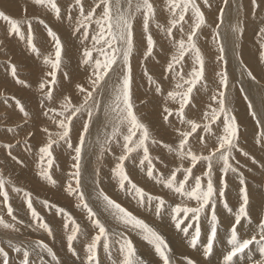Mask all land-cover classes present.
Wrapping results in <instances>:
<instances>
[{
	"label": "rangeland",
	"instance_id": "obj_1",
	"mask_svg": "<svg viewBox=\"0 0 264 264\" xmlns=\"http://www.w3.org/2000/svg\"><path fill=\"white\" fill-rule=\"evenodd\" d=\"M133 1L134 0H131L132 6L130 8L128 4V0L127 1L119 0V11L132 16V17L130 16L131 17L130 22L133 26V50L129 57V64L131 67V99H132V104H133V111L138 121H140L141 123L142 121H146V122H143V124L149 130V139L146 142V144H147L148 151H149V157L152 162L153 169H154L153 171L154 176L149 177L147 175L148 161H145L143 165H141L140 163V160L143 159V149L142 148L138 149L137 151L132 152L129 155L130 157L128 156L129 160L127 158L123 162V167L129 179L131 180V182L136 184L137 187L143 189V191L146 193L145 198L141 200L136 195L135 191L131 189L130 185L127 184V182H125V187L122 189L120 187V183H119L120 180L118 176L117 175H116L117 177L112 176L116 174L115 169H116V165L120 162L119 157L122 154H124V151H123L124 148L122 149V146H123V143H125V140L124 139L121 140V138H124V136L128 134V127H129L127 121H125L124 123L120 122L121 118L124 117L126 113L120 111V109L124 108L122 97L119 100L117 99V97L121 95L120 90L122 87V79H123L121 75L122 56L120 57V59H118L117 64L113 66V70L109 72V75L105 77V80L101 82L100 87L93 92V99L89 100L88 105L85 106L86 108L90 109L92 112L91 121L89 122L87 111L82 109L81 112L78 114V116L74 118L73 124H72V131L70 133V140L74 146L79 145V136L84 135V145H83L81 161H80L79 191L83 193L85 203H87L88 207L91 208L92 211L95 213V219L99 218L98 220L100 222L101 220L102 221L104 220L103 223L105 225V228L108 231L107 242L109 244V249L105 251L103 247L104 241L102 240L101 241L102 244H100L101 246L99 245L96 250L98 264H112L116 261V251L118 252V250L120 249V246L123 243V240L125 238L127 239V236H126L127 233L134 234L139 239H141L143 242L147 244L149 243L143 239V235L140 232V230L133 229L130 226H125L124 224L120 223L114 216H113V219L111 218L112 221L109 223L108 219L106 218V215H104L98 210L97 211L99 213L96 212L93 209L95 208V205H91L90 203V200H92L90 198V195L93 193L92 191L95 190L94 194L95 192L97 194L99 193L98 195L100 196L101 199H102L100 195L101 193L109 196L110 199L114 200L116 203H119L127 211L131 212L135 217L143 221H144L143 219L144 214H149L151 211H154L158 214L161 212L171 211L170 212L171 214L174 213L173 219L174 217L176 220L184 219L183 212H181L178 215L179 217L178 216L176 217L175 212H173V210L175 209V206L176 207L182 206L183 208L185 205V207L193 208L197 206V201L189 198L187 195L182 196L181 194L175 192L173 189L167 187L164 181L168 179V177L173 171L179 168L181 170L176 173V177H177L176 186H178L179 182L183 180L184 175H185L183 169L189 166L191 167L190 159L188 158L181 159L180 156L178 155V145L181 139L179 133L181 131H191V127L187 123V121L192 120L191 116L196 111L199 112V113L198 112L195 113V115L199 114L198 115L199 119L195 118L192 121L196 122L197 120L196 123H198L200 127L197 129L195 133H192V135L189 137V143L186 146L185 151L191 148V150L197 155H199V153L200 155L202 154L207 155L209 154L210 151L213 150V148L211 149V147L215 146L217 136L220 134H223L224 114H221L220 119L215 121V123H212L211 113L214 108L218 109L219 107L218 94L219 92L224 91L225 96H226V101H225L226 114L229 117H234L236 119V123L238 127V138L234 141V143H236V149H234L230 153V157H229V160H230L229 163H231L230 165L234 168H238L236 169L237 171L233 173V171L229 169L231 172L229 170L225 172L223 170V162L222 161L216 162L214 158L213 165L216 163L217 164L216 166L215 165L213 166L214 169L212 168V172L210 173V178L214 185L213 188L215 192L213 196L210 198V204H209L210 206L208 205L205 208V210L207 209L208 212L206 210L205 212L200 214L201 215L199 217L200 221L193 220L192 218L185 219L184 221L185 223H183L181 227L184 228L192 224L191 227L188 228L187 235H185L184 232L179 231L175 228L176 220H174L172 225H167L165 227V230L167 231L168 235L171 234L172 241L170 237L167 238L165 234L162 235L159 232L160 230L157 227H155L154 224L148 221L147 222L144 221L151 228H153L155 231L161 234L162 237L166 236V237H163V239L168 244V250H167L168 255H170L169 253H170L173 241L174 242L178 241L179 243H182L180 242L181 240L184 241V243L186 244V247H184L183 251L186 254L182 255L183 259H180L181 262L177 261L179 262L178 264L183 263V262L187 263L189 260H192L195 264H202L203 258L207 259V258H210L211 256H215V258L218 259L216 261L222 264L224 263L225 255L229 252V250H231L230 248L228 251L222 249L223 244L221 240L224 238L223 233L230 235L229 237L231 239V229L235 227L237 231L238 239L239 237H242L243 233L244 234L247 233L245 234V237L246 238L248 237L247 239H250L251 230H250L249 225H251L254 222L255 215L257 214V212H259V211L257 212L255 211L256 213L253 212L254 198L252 197H255L253 196L254 195L253 192L256 190L254 192L255 194L260 193V195L264 197V189H263V186H264V151L263 149L264 148L261 147V144L257 143L258 139L264 140V135H263L264 134L263 133L264 132V125H263L264 124V117H263L264 115L263 113L264 112V109H263L264 108V87H263L264 86V61H261L260 59L261 53L264 52V0H257L256 7H253L251 0H228L227 5L224 4L223 0H208V4H205L204 0H196V3L200 6L201 11L204 13L205 20H206V23L198 31L197 36L195 38V43L197 47L200 49V52L205 61V71H204V79L201 80L195 86V88L193 89V92L191 93L190 101L183 110V117H181V115L179 114V109H180V104H181V96L179 94H182L186 90L187 85H184L181 88L177 87L178 83L183 84V81L180 80V76L177 73H179L180 75H183L185 79L191 78L190 73L193 67H198V65H195L194 63L195 54L194 52H189L185 56L183 61H181L179 64H176L175 69L172 71L168 70V63L171 62L173 56L177 54V42L179 40H186L187 33L190 31L189 25L193 22L192 19H190L192 17L191 9H189L188 13L185 15V21L184 22L178 21L176 28L171 29L173 34L169 36L167 34V31L171 26L170 22L173 19L178 18L180 14L179 8L174 9V11L176 12V17H173V14H172L173 9L169 8L168 0H150V3H152L153 8H154L155 15L149 19L148 30L145 32L143 28L144 13L143 11H136L135 9L139 0H135L134 3ZM56 2L61 9L60 20L56 18L55 13L50 8L35 5L32 2V0H0V11L8 15L10 19H14L18 23H20L21 32L23 31L22 34L25 37L24 39H21L19 36L15 34H9L8 23L0 19V79H1L0 80V152H1L0 155L2 156V157L0 156V177H2L5 181L4 191L8 193L7 205H5L4 203L3 196L0 195V217H2L5 220V222L15 225V228H16V230L13 231L11 229H4L3 227H0V248H2L9 255L8 258L10 259H13V257L14 259H16L17 258L16 255L18 256V258L23 259V252L28 251L29 252V264L33 262H41L42 264H46V263L51 264L52 262L50 261L51 257L49 253L46 252L45 250H42L39 247V244L42 243L46 245L47 248H50L49 243H47V240L49 239L51 243L55 242L56 232H54V228L62 229L63 227V231H60L61 238L62 236L65 238L69 236L68 232L72 233V229L74 227L72 223L73 221L75 222V225L79 226V229H80L79 233L77 234L78 237L75 239V241H73V249L74 251L76 250L75 251L76 254L73 256H76V258H74V260H76L78 258V255H77L78 250H79L78 247L80 246V243H82L83 239L85 237H86L85 239H89L90 241L92 239L90 236H85V233L89 231H93V229L89 228V226L90 227L94 226L92 221L88 220L89 219L88 217H85V216H88V211L82 206V204H80L79 196L76 194H73V197H71L72 195H68L67 193V186H68L67 184L72 183L73 185L74 183V186H75L73 175L76 169L73 167L75 163L73 159V157L75 156V152L72 149H69L67 145L64 143V141H60L58 144H54L53 149H52L54 162H53L52 168L49 171H50V174L52 175L53 180H55V184H52L49 181L41 178V176L39 175V172L41 171L42 168H47V158H45L44 163L41 164L40 148L45 146V144L47 143L49 139L48 134L45 133L43 130L47 128L49 132L52 133V138L56 139L55 134L56 132L60 130L57 128L54 121L64 118L63 116H59V117L57 116V113L62 111L61 105L65 103L64 98L69 97L72 103L76 105L77 107H79L83 103L86 93L79 92L76 86L79 84L85 87L88 91H92L89 78L92 76L94 62H90L89 63L90 65L84 64L83 52L85 48L87 47L88 49H91L93 51L94 60L99 59L103 61L104 59V57L100 55V53L97 51V49L100 48L101 45H97L94 48L93 39H92L99 32V28L97 24L95 23V21L100 18L102 9L100 8L95 9V16L93 17V19L91 21H85L84 18L81 15H79L80 14L79 9H78L79 6L76 5L75 0H56ZM82 3L84 6V10H86L85 14H87L89 11L95 8L94 6L97 3H99V0H82ZM112 3H114L115 5L116 0H112ZM86 4L87 6H85ZM221 9H223L222 18H221V11H220ZM115 11L116 9L114 8L113 9L114 14H115ZM40 21H43V24L40 23ZM55 21H57L58 24L56 23L55 25ZM59 21H61L60 26H58ZM71 21H73V23ZM81 22L85 23L87 27L82 28L80 31H76L77 28H80ZM65 24H67L68 27L61 29L65 27ZM45 25H47V27L50 28L53 33H55V35L59 38L62 44L61 67L59 68V70L56 71L55 84L51 85L52 92H53V98L51 100H49L45 96L44 92H42L39 88V84L41 82L51 79V77L47 75L48 72L52 71L51 66L48 64H45L44 60L46 57L54 59V52H55L54 41L48 35V31L45 28ZM237 25L240 28L239 33L234 32L232 30L233 27ZM29 28L31 29L33 44L36 46L39 52V55L32 52L27 46L26 41L28 37ZM63 31L67 33L64 34ZM85 32L88 35V39L84 38L83 34ZM105 35L107 34L105 33ZM148 36H151L154 41L153 51L150 56L147 54V50H146ZM8 38L9 39L11 38V39L9 40ZM75 39L77 40V42ZM78 39L81 40V41L79 40L81 43L78 42ZM108 39L110 40L111 37H108ZM72 40L76 42V45L74 44ZM72 42L74 46H71ZM247 42H249L248 45L251 43L249 45L250 47H249L248 52L245 51V45H247ZM6 43L10 44L11 46L7 45ZM252 43H254V47ZM221 46H223L224 48V60H220L219 58V55H220L219 50ZM103 47L106 48V45H104ZM113 47L118 48L120 47V45L117 42L116 44L113 45ZM252 49L257 50L258 52L253 53V51H251ZM108 51L111 52V49H109ZM244 51L248 53L247 62H244L242 60L241 53L243 54ZM251 57H253L254 63L251 62L250 60ZM235 58L236 59L238 58L237 60L238 62H240V64L237 65V67H234L232 65V63L236 60ZM27 63H28V66H27ZM34 64H35V67H34ZM13 66H15L16 71L18 70L16 76H13L10 70ZM82 68L85 70H83ZM78 69L80 70L79 72H77ZM222 71L225 72L228 77L227 89H224L223 87L220 86L221 77L219 73H221ZM247 71H250L255 77V79L251 78L252 79L251 80L250 77L247 75ZM77 76H79L80 78ZM7 80L10 82H8ZM4 81L5 83L6 82L7 83L4 84L3 86ZM17 81H22V83H17ZM251 82L252 83L255 82V87L257 90L256 89H250V90L254 91L253 99L256 100L257 102H252L250 99V96H248V94L246 93V89L250 88L249 84H252ZM9 83L12 85H10ZM36 85L38 86L37 87L38 89L35 87ZM240 87L242 90H240ZM6 90H8L9 92ZM169 93H177V95L175 96V98H172L169 96ZM213 96H216L217 100H213L212 99ZM237 96L238 98H241V100H238ZM200 98L204 99L202 101L203 103L202 111L198 110V105L195 103ZM243 101L245 105H247V107H249V104L251 105L254 104V106H252V109H249V108L247 109L248 117L250 118L252 122L251 124H249V126L253 128L252 130L248 129L246 133L247 138L245 137V139L247 140L245 141L247 142V141H250L251 139L252 141V142L250 141L251 145L256 146L257 144L256 146L257 149L246 146L244 139L241 137V133H243L242 127L243 128L245 127L244 125L238 124L240 122L237 117L241 116V109H239L238 106H240ZM17 102H19V104ZM231 104H235V106ZM117 105H119L118 109H117ZM255 105L260 108L262 107V109H258L260 111L256 110L257 108L255 109ZM20 106L24 108V111L27 113V116H25L24 112L20 111ZM50 106L53 108H51ZM228 106H232V107L229 108ZM242 106L243 105H241V107ZM165 108H168L169 111L171 112V115L168 116L167 120L164 119V116L167 115V113L164 112ZM253 108L255 110H253ZM9 109L10 111L13 110L14 113H10V115H8L7 112L5 111L9 112ZM36 109L43 116H39ZM113 109H116V111H113ZM253 112H256L255 113L256 118L253 117L252 115ZM204 114H208L209 118L204 119ZM149 116L150 118L148 119ZM187 116L188 118H186ZM258 117H262L261 120ZM38 119H40V121H38ZM181 120L184 122L183 128H182V125H183L182 123L180 125L176 124V123L179 124L178 121H181ZM85 123H89V129H88L87 134L83 133L82 126ZM50 124L53 126L55 125V127L50 128L48 126ZM205 125L209 126V130L205 129L204 127ZM257 125L259 126V128ZM38 126L42 130L41 131L42 138L38 137L35 133ZM260 126L263 127V130L260 129ZM114 128L119 129V135L117 136V138L116 137L112 138V133L114 131ZM185 128H187V130H185ZM253 129H254V132H253ZM162 131H164L165 133H162ZM122 132H126V133H123L125 135H123ZM215 132H218V133L214 135ZM139 135H141V133L140 132L138 133L137 131V134H136V137H134V140L136 139L138 141L140 137ZM198 135H200V137ZM18 136H20L21 138L19 137L20 138L19 139ZM256 136L258 138H256ZM213 138H215V140ZM153 140H155L156 143L152 144ZM135 141H134V144L136 143ZM200 141L202 144H200ZM194 144H195V147H194ZM5 145H11V147L7 148L5 147ZM149 145H150V148H149ZM152 145L154 147H152ZM204 145L206 146L204 147ZM131 146L133 145H130V147ZM188 146H191V147H188ZM117 147L121 148V150L118 149ZM170 148L172 149L171 151H169ZM246 148L248 149L246 150ZM156 149L158 152H156ZM249 151H252V153ZM255 151L257 153L256 156H255L256 154ZM243 152L244 153L249 152L251 155L248 153V155L245 156ZM262 152L263 154H261ZM9 153H11V155H9ZM162 153L163 155H161ZM236 153H238L239 155L236 156L237 155ZM155 154L158 156H156ZM260 154L262 156H259ZM253 157L255 158L257 157V159ZM155 159H157L159 163ZM63 160L65 161L64 163L62 162ZM251 160L252 161L255 160L256 162L253 163ZM261 161H263L262 164H261ZM125 162H126V165H125ZM33 163H34V166L36 165L35 167L33 166ZM177 163L179 164L181 163V164L179 165ZM239 164L241 165L243 164L247 166L243 167V165L241 166ZM252 164H254V167H252L253 166ZM26 165L28 166L29 169L27 168ZM62 165L66 167L65 168L61 167ZM15 166H18L16 167V169L19 173L14 168ZM248 167L250 168V170L252 167V170L254 172L252 170L250 171ZM21 168H25L26 170L23 169V171H21L22 170ZM135 169L137 170L139 169L140 171L139 170L137 171ZM109 170H110L109 172L110 174L108 173ZM256 170L259 172L258 174H256L257 176L254 174L257 172ZM111 171H112V174H111ZM59 172L61 173V175ZM205 172H207V162L206 161L198 162L196 164V167L192 169L193 177L189 178L188 183L185 185V188L187 190H190L194 186V176L195 177L198 176L200 177L201 185L203 186V188L201 186V190H206L209 176L205 175L204 174ZM25 173L28 175L34 174L38 176L39 179L42 180L40 181L38 179L39 183H41L42 185V187H39V189L40 188H44V189H40V190L37 189L35 192L31 188H29L28 186L29 182L27 183V186H26L27 189L26 188L24 189L19 179H20V176ZM57 173L59 174L57 175ZM62 174L64 177L62 176ZM242 174H244V177ZM108 175H111V176H108ZM156 175H160V176H156ZM238 176H242L244 178L245 180L244 185H241L240 178H238ZM260 177L261 178L263 177L262 178L263 180H261ZM57 178H60L61 181L59 179L57 180ZM63 179L64 180L68 179V180H65L66 182L65 183ZM110 180L112 181L117 180L118 182L117 181L112 182ZM260 184L263 186H261ZM245 187L247 189L248 196H249V204L246 209L247 213L249 214L248 216L241 218L240 224L236 225L235 220H236V215L238 214L237 211L239 210V207L242 204L241 203L242 201L241 192H238V191L239 189L241 191V188H245ZM63 188L65 190H63ZM248 188L249 189L253 188L252 192H250ZM88 189H89V192H88ZM90 189L92 190L91 192H90ZM37 191L38 193H40L41 191V193L38 194ZM44 191L46 192L45 194H43ZM221 192H223L224 198L220 195ZM61 193L65 195L66 197H63ZM84 193H86L88 196ZM169 196H172V197H169ZM87 197L88 199L86 200ZM148 197H152V199H149ZM157 197L164 200L165 202L163 206L159 208L160 212L157 211V207L159 203V200L156 199ZM29 199L32 202V208L35 211H37L39 219H34L31 214V210L28 209L27 201ZM60 199H63V201L59 202ZM222 200L224 201V203H226V205L228 204L227 207H225L226 205L223 204ZM65 201L67 202V204H65ZM258 201H259L258 202L259 205L260 203H262L261 205L263 206H256L260 208V209L258 208L257 209L260 211L261 209L264 210V200L258 199ZM212 202H214L213 205H211ZM13 204H15L16 206ZM73 204H76V207H74L75 209L71 210L69 207ZM232 205L233 207L235 206V208H233ZM8 206H10L13 209V216L16 217L15 220H13L11 216L7 215ZM231 207H232V211H229V208L231 209ZM212 208L215 210H212ZM218 208L224 210L227 213L229 211L230 214H232V216L234 215L235 218H233L234 216L232 218L234 219L233 221L235 225L233 224V221L232 223H230L231 221L225 222L226 221L224 220L225 217L221 216L218 213L219 212L218 210H220ZM142 209L145 213H143ZM233 209L234 210L236 209L235 210L236 212ZM135 210L139 211L138 215ZM55 212L57 213L59 212L58 214L59 216ZM210 212L211 214L213 213L216 216V236H215V239L213 240L212 251L211 253L208 254L209 257L208 255L206 257L203 252L205 248L207 247L208 239L210 237L209 235H211L212 219H210L209 217H211L213 214L211 215ZM21 215H22V218L20 217ZM24 215H27V217H25ZM189 216L191 217V214H189ZM51 218L59 219L60 221L62 219L63 221H61V225H60L58 222L51 220ZM21 219L23 220L25 219L27 221L23 222V220ZM41 223H46L49 226V228L51 229V233H53L51 234L52 236L49 235L48 231L40 227ZM65 224L68 225V228L64 227ZM222 224L224 225V227L222 226ZM247 226L249 227V229L248 228H247L248 230L244 229ZM196 227H200V236H199L196 247L192 248L190 246L189 241L191 237L193 236V234L195 233ZM35 228H40V230L37 232H43L41 236H44L47 239L40 238V237L34 236L29 233L30 230H34ZM171 228L174 230L172 231ZM229 228L231 229L229 230ZM97 232H98V229H97ZM97 232L94 231L95 235L97 234ZM115 238L118 240H116ZM253 243L255 244V242ZM132 244L134 248H136V246L134 245V242H132ZM87 245L88 244L85 245V250L88 247ZM149 245L154 250L153 245L151 244ZM114 247H117L116 251ZM251 247L244 251L245 252L250 251ZM17 248L21 249V251L17 252L16 251ZM11 250H14V253H12ZM137 254L139 255L138 250L136 251V256ZM197 254H199L200 256H198ZM156 256H157V259H160L158 254ZM174 256L175 255L171 254L169 256V259L174 258L176 262V259H175L176 256L175 257ZM141 258L142 256L136 257L137 261H139V264H143V263L150 264V262L145 260L144 257L142 259ZM20 259H18L19 262H20ZM234 259L235 257L233 258V261ZM160 263L163 264V261L161 259H160ZM173 263L174 262L170 260V264H173ZM8 264H10V260H8Z\"/></svg>",
	"mask_w": 264,
	"mask_h": 264
},
{
	"label": "snow or ice",
	"instance_id": "obj_2",
	"mask_svg": "<svg viewBox=\"0 0 264 264\" xmlns=\"http://www.w3.org/2000/svg\"><path fill=\"white\" fill-rule=\"evenodd\" d=\"M32 2L35 5L43 6L50 8L54 13L57 19L61 18V9L58 6L56 0H32ZM224 4L227 5L228 0H223ZM75 3L77 6H79L80 15L84 18L85 21H91L93 17L95 16V9L100 8L102 9L101 16L98 20L95 21L99 28L98 34L93 37V47L95 48L97 45H101L100 48L97 49V51L104 57L103 61L93 58V51L91 49L85 48L83 52L84 57V64L88 65L90 62H94V67L92 70V76L90 79V84L92 91H88L85 87L81 85H77V89L81 93H86L83 103L77 107L72 103L69 97H65V103L61 105L62 111L57 113V116H63V119H58L54 121L57 128L60 130L56 132V139L52 138V133L49 132L47 128H45L43 131L48 134V141L45 144V146L40 148L41 153V164L44 163L45 158H47V168H42L39 172V175L41 178L49 181L52 184H55V180H53L52 175L50 174V169L52 168L54 158H53V145L58 144L60 141H64V143L67 145L69 149H72L75 152V156L73 157L75 163L73 167L76 169L73 179L75 180V188L70 183L67 186V193L68 195L76 194L79 196L80 203L82 206L87 209L88 211V218L92 221L94 227L98 229L97 234L91 239V242L88 244L87 252V262L88 264H98V258H97V247L101 244V241L103 240V247L105 251L109 249V244L107 242L108 239V231L105 228V226L98 220L95 219V213L92 211L91 208L88 207V204L84 202V195L82 192L79 191L80 188V161H81V154L83 150L84 145V135L79 136V145L74 146L71 143L70 140V133L72 131V124L75 117L78 116V114L81 112V110L87 111L89 122L91 121L92 112L90 109L86 108L85 106L88 105V101L93 99V92L98 89L101 85V82L105 80V77L109 75V72L113 70V66L117 64L118 59L122 56V72L121 75L123 77L122 79V87H121V95L117 97L119 100L122 97V102L124 105L123 109H120L121 112L126 113L124 117L121 118L120 122L124 123L127 121L129 127H128V134L124 136L125 143L123 144L124 148V154H122L119 157V163L116 165L115 173L119 177L120 180V187L123 189L125 187V182H127L128 185H130L131 189L135 191L136 195L143 200L146 196V193L143 191V189L137 187L136 184L132 183L129 179L128 175L126 174L123 162L128 158V156L138 149H143V159L140 160L141 165L145 163V161H148V167H147V175L149 177L153 176V166L152 162L149 157V151L146 142L149 139V130L148 128L138 121L134 111H133V104L131 99V67L129 64V57L133 50V26L130 22L131 17L129 14H126L124 12L119 11V0H116V4L113 5L112 0H99V3L95 5V8H93L91 11H89L87 14H85L84 6L82 3V0H75ZM205 4H208V0H204ZM251 3L253 7L257 6V0H251ZM129 7H131V0H128ZM169 8L173 9V17H176V12L174 9L179 8L180 14L178 18L173 19L170 22V28L167 31V34L171 36L173 33L171 31L172 28H176L177 22H184L185 21V15L188 13L189 9H191L192 12V23L189 25L190 31L187 33L186 40H179L177 42V54L173 56L172 61L168 63V70L172 71L175 69L176 64H179L181 61L184 60L185 56L189 52H194L195 54V65H198V67H193L191 73H190V79H185L183 75H180V80L183 81V84L178 83L177 87L181 88L184 85H187L186 90L179 94L181 96V104L179 109V114L181 117H183V110L185 106L189 103L191 98V93L193 92V89L195 86L204 79V71H205V61L204 58L200 52V49L197 47L195 43V38L197 36L198 31L201 29V27L206 23L205 15L201 11L200 6L196 3V0H168ZM116 9L115 14L113 12V9ZM136 11H143V28L146 32L148 30V22L151 17L155 15L154 8L152 3H150V0H139V2L136 5ZM221 11V18L223 14V9ZM0 19L6 21L9 25V34H15L19 36L21 39H24V35L21 32V25L14 19H10L8 15H6L4 12L0 11ZM40 23L43 24V21H40ZM87 25L83 22L80 24V28H77L76 31H80L82 28H86ZM45 28L48 31V35L53 39L54 41V59L52 58H45L44 63L51 66L52 71L48 72L47 75L51 77L50 80H45L44 82H41L39 84V88L42 92H44L45 96L51 100L53 98V92L51 85H54L56 82V71L59 70L61 67V57H62V44L59 38L55 35V33L52 32L50 28L45 25ZM234 32L239 33L240 28L239 26H234L232 29ZM105 33L107 35H105ZM84 38L88 39V35L85 32ZM108 37H111L109 40ZM119 43L120 47L115 48L113 47L114 44ZM27 46L28 48L39 55V52L36 48V46L33 44V38L31 34V29L28 30V37H27ZM106 45V48L103 47ZM154 47V41L151 36L147 37V54L150 56L152 54ZM111 49V52L108 50ZM220 60H224V48L223 46L220 47ZM119 54V55H118ZM261 61H264V52L260 55ZM11 72L13 76H16L17 71L15 66L11 68ZM221 79H220V86L224 89H227L228 87V77L225 72L219 73ZM247 75L255 79L253 74L250 71H247ZM17 83H22V81H17ZM47 89V90H46ZM177 93H169V96L172 98H175ZM219 100H218V109H213L211 113V122L215 123V121L220 119V115L224 114L223 119V134L219 135L217 137V141L215 146L213 147V150L209 152L207 155H197L195 154L191 149H188L185 151L186 146L189 143V137L192 135V133H195L197 129L200 127L198 123L192 120H188L187 123L191 127V131H181L179 133L181 139L179 141L178 145V155L181 159L188 158L191 160V167L183 169L185 175L183 180H181L176 186V173L180 171L181 169H176L173 171L167 180L164 181L165 185L171 189H173L175 192L181 194V195H187L191 199H195L197 201V206L193 208L188 207H176L174 209V212L176 216H178L181 212L184 213V219L189 218V214H191V218L193 220L198 221L200 214L204 212L205 208L209 205L210 198L214 194V188L213 184L210 178V173L212 172L213 167V160L215 158L216 161H222L223 162V170L227 172L229 169L233 172L236 171L234 167H232L229 163V157L230 153L236 149V144L234 141L238 138V127L237 123L234 117H229L226 114L225 111V101L226 96L225 92L221 91L218 94ZM213 100H217L216 96L212 97ZM19 104V102H17ZM119 108V105H117V109ZM249 109H252V105L249 104ZM20 111L24 112L25 116H27V113L24 111V108L20 106ZM113 111H116V109H113ZM164 112L167 113V115L164 116V119L167 120L168 116L171 115V112L168 108L164 109ZM253 117H255V112L252 113ZM209 115L204 114V119H208ZM83 133L87 134L89 129V123L83 124ZM206 130H209V126H204ZM137 131L141 133L138 142L134 144V137H136ZM119 135V129L114 128V131L112 133V138H115ZM153 143H156L155 140H153ZM257 143L261 144V147L264 148V140H258ZM130 145H133L130 147ZM5 147L10 148L11 145H5ZM172 149L170 148L169 151ZM219 154V155H217ZM11 155V153H9ZM245 156L248 155V153H244ZM200 161H207V172L204 174L209 176V180L207 183L206 190H201V179L200 177H194V186L187 190L185 188V185L188 183V180L190 177H192V169L196 167V164ZM256 161L253 160V163ZM240 183L241 185H244L245 180L241 176L240 177ZM5 188V181L2 177H0V195L4 198V203L7 205L8 200V193L4 191ZM103 201L105 202V205L107 208L112 210V213L114 217L125 226H130L133 229H138L143 235V239L146 240L149 244L153 245L155 252L159 255L160 259L163 261V264H170V259L167 254L168 250V244L165 242L163 237L155 231L153 228H151L148 224H146L143 220L138 219L135 217L131 212L127 211L125 208H123L119 203H116L114 200L110 199L109 196L104 195L103 193L100 194ZM220 195H223V192L220 193ZM149 199H152V197H148ZM241 198H242V204L239 207L238 214L236 215L235 224L239 225L241 218L246 217L248 215L247 213V206L249 204V196L246 188H241ZM159 200V204L157 207V211H159V208L163 206L165 203L164 200L160 198H156ZM28 208L31 210V214L34 219H39L37 212L32 208V202L29 199L27 201ZM227 207V205H226ZM62 211V210H61ZM231 211V209H229ZM7 215L11 216L13 220L16 219L15 216H13V209L8 206L7 207ZM175 219V217H174ZM184 219L176 220L175 222V228L179 231H182L185 233V235L188 234V227H191V225H188V227L182 228L181 225L184 223ZM212 228H211V235L208 239L207 247L204 250V255L207 256L212 251L213 247V240L216 236V216L215 214L212 215ZM74 227L72 229V233L67 237L68 240V251L72 252L73 255H75V251L73 249V241L77 238V234L79 233L80 229L78 225H75V222H72ZM0 227H3L4 229H11L13 231L16 230L15 225L11 223L5 222V220L0 217ZM40 227L44 228L46 231H48L49 235H51V229L46 223H41ZM65 228L68 227L67 224L64 225ZM260 232H259V241H257L256 237L253 236L250 239H244V240H238L237 237V231L236 228L233 227L231 229V240L230 244L232 245L231 250L225 255L224 257V264H232L233 258L236 257L238 254L243 253L244 250L248 249V247L253 244V242L260 243L264 242V223H261L259 225ZM200 236V229L199 227H196L195 233L191 237L189 243L192 248H195L198 242ZM39 247L42 250H46L49 255H52L53 259H55V255L52 253L51 249L47 248L44 244H39ZM17 252H20L21 249L17 248ZM120 251L123 253V261L122 264H139V262L136 259V250L130 240H127L126 238L123 240V243L120 246ZM264 251V249H262ZM0 256L4 257L3 264H8L7 260V253L0 248ZM22 264H29V252L24 251L23 252V260ZM188 264H194L192 260L188 261ZM261 264H264V261H261Z\"/></svg>",
	"mask_w": 264,
	"mask_h": 264
},
{
	"label": "bare ground",
	"instance_id": "obj_3",
	"mask_svg": "<svg viewBox=\"0 0 264 264\" xmlns=\"http://www.w3.org/2000/svg\"><path fill=\"white\" fill-rule=\"evenodd\" d=\"M127 1V0H126ZM135 2V0L133 1V3ZM88 3V2H87ZM125 3V2H124ZM113 5H114V3H113ZM85 6H87V4L85 5ZM132 6V5H131ZM95 7V6H94ZM133 7H134V5H133ZM132 7V8H133ZM87 8V7H86ZM131 8V7H130ZM78 9H79V7H78ZM121 9V8H120ZM136 9V8H135ZM126 10V9H125ZM86 11V10H85ZM134 11V10H133ZM126 12V11H125ZM135 12V11H134ZM39 13V12H38ZM79 13H80V11H79ZM65 15V14H64ZM77 15V14H76ZM80 15V14H79ZM133 15V14H132ZM63 16V15H62ZM131 16V15H130ZM136 16V15H135ZM54 17V16H53ZM132 17V16H131ZM134 17V16H133ZM33 18H34V16H33ZM60 20V19H59ZM53 21V20H52ZM58 21V20H57ZM57 21H55V25H56V23H57ZM63 21V20H62ZM68 21V20H67ZM67 21H66V23H67ZM54 22V21H53ZM72 23H73V21H71ZM70 22V23H71ZM60 23H61V21H59V25L58 26H60ZM64 23V22H63ZM70 23H69V25H70ZM58 24V23H57ZM31 25V24H30ZM63 25V24H62ZM54 26V25H53ZM77 26V25H76ZM55 27V26H54ZM66 27H68L67 26V24H65V27H63V28H61V29H64V28H66ZM56 29V28H55ZM67 30V29H66ZM88 31H90V30H88ZM23 32V31H22ZM59 33V32H58ZM63 33L64 34H66L67 32H65V31H63ZM15 38V37H14ZM70 38V37H69ZM78 38V37H77ZM9 39V38H8ZM7 39V40H8ZM11 39V38H10ZM9 39V40H10ZM74 39V38H73ZM13 40V39H12ZM76 40V39H75ZM80 39H78V42H80L79 41ZM73 42H74V40H72ZM6 42V41H5ZM12 42V41H11ZM73 42H72V45L71 46H74V44L76 45V42H77V40H76V42H74V44H73ZM89 42V41H88ZM87 42V43H88ZM81 43V42H80ZM248 43L249 42H247V45H245V51H249V45L251 44H249L248 45ZM7 44V43H6ZM253 44V47H254V43H252ZM7 45H9V46H11L10 44H7ZM89 45V44H88ZM91 45V44H90ZM8 46V47H9ZM79 46V45H78ZM83 46V45H82ZM244 46V45H243ZM252 46V45H251ZM84 47V46H83ZM87 48V47H86ZM226 48H228V47H226ZM70 49H71V47H70ZM69 49V50H70ZM234 49V48H233ZM232 49V50H233ZM242 49V48H241ZM244 49V48H243ZM80 50V49H79ZM259 50V49H258ZM243 52V54L241 53V56H242V60L244 61V62H247L248 61V53L247 52ZM251 51H253V53H257L258 51L257 50H251ZM81 53V52H80ZM239 53V52H238ZM234 54V53H233ZM237 54V53H236ZM227 55V54H226ZM243 55H244V57H243ZM239 57V56H238ZM244 58V59H243ZM76 59V58H75ZM236 59V58H235ZM238 59V58H237ZM235 60L233 63H232V65L234 66V67H237V65H239L240 64V62H238V60ZM250 60H251V62L252 63H254V59H253V57H251L250 58ZM80 61V60H79ZM229 62V61H228ZM76 63V62H75ZM78 64V63H77ZM90 65V64H89ZM20 66V65H19ZM27 66H28V63H27ZM76 66H78V65H76ZM75 66V67H76ZM86 66V65H85ZM21 67V66H20ZM34 67H35V64H34ZM73 67H74V65H73ZM9 68V67H8ZM72 68V67H71ZM81 68V67H80ZM10 69V68H9ZM19 69V68H18ZM83 69V68H82ZM11 70V69H10ZM83 70H85V69H83ZM240 70V69H239ZM18 71V70H17ZM80 70L78 69V71L77 72H79ZM232 71V70H231ZM71 72V71H70ZM67 75V74H66ZM77 75H79V74H77ZM241 75H243V74H241ZM75 76V75H74ZM76 77V76H75ZM74 77V78H75ZM77 77H79V76H77ZM72 78V77H71ZM70 78V79H71ZM80 78V77H79ZM6 79V78H5ZM251 79V78H250ZM250 79H248V80H250ZM1 80V79H0ZM4 80V79H3ZM252 80V79H251ZM8 81V80H7ZM120 81V80H119ZM8 82H10V81H8ZM250 82V81H249ZM260 82V81H259ZM7 83V82H6ZM5 83V81H4V83H3V86H4V84H6ZM89 83V82H88ZM247 83V82H246ZM252 83V82H251ZM261 83V82H260ZM10 84V83H9ZM254 84V85H253ZM10 85H12V84H10ZM2 86V85H1ZM2 86V87H3ZM90 86V85H89ZM246 86V85H245ZM249 86H250V88L249 89H246V93L248 94V96H250V99H251V101L252 102H257L256 100H254L253 99V95H254V91H252V90H250V89H256V87H255V82L254 83H252V84H249ZM36 88L38 87L37 85L35 86ZM264 87V86H263ZM14 88V87H13ZM245 88V87H244ZM258 88V87H257ZM11 89V88H10ZM38 89V88H37ZM239 90V89H238ZM240 90H242L241 89V87H240ZM257 90V89H256ZM3 91V90H2ZM6 91H8V90H6ZM9 92V91H8ZM13 92V91H12ZM239 92V91H238ZM241 93H242V91H241ZM3 94V93H2ZM236 94V93H235ZM236 96V95H235ZM246 96V95H245ZM11 97V96H10ZM237 99L238 100H241V98H238V96H237ZM245 99H246V97H245ZM29 100V99H28ZM204 99L203 98H200L199 100H197L195 103L198 105V110H201L202 111V109H203V103H202V101H203ZM11 101V100H10ZM250 101V102H251ZM58 102V101H57ZM56 102V103H57ZM58 105V104H57ZM173 105V104H172ZM231 105H234L235 106V104H231ZM241 105H243L242 107H241ZM240 106H238L239 107V109H241V116H238L237 118H238V120H239V122L240 123H238V124H241V125H244V127L245 128H243L242 127V131H243V133H241V137L244 139V141L245 140H247V139H245V137L247 138V136H246V133H247V131H248V129H251L252 130V128L253 127H251V126H249V124H251L252 122H251V120H250V118L248 117V112H247V109L249 108V107H247V105H245V103H244V101L242 102V104H241ZM3 106V105H2ZM53 106H54V104H53ZM175 106V105H174ZM237 106V105H236ZM252 106H254V104H252ZM260 106H262V105H260ZM51 107V106H50ZM229 108L230 107H232V106H228ZM51 108H53V107H51ZM174 108V107H173ZM172 108V109H173ZM257 108V109H256ZM11 109V108H10ZM10 109H9V112L8 111H5V112H7V114L8 115H10V113H14L13 112V110L12 111H10ZM235 109V108H234ZM255 109L256 110H258V109H262V107L260 108V107H258V106H256L255 105ZM254 108H253V110H255ZM264 109V108H263ZM37 110V109H36ZM258 111H260V110H258ZM198 111H196L195 113H197ZM262 112V111H261ZM16 113V112H15ZM34 113V112H33ZM37 113H38V115L39 116H43L38 110H37ZM195 113L191 116V118H192V120H194L195 118L196 119H199V117H198V115H195ZM199 113V112H198ZM229 113V112H228ZM251 113V112H250ZM256 113V112H255ZM258 113H260V112H258ZM264 113V112H263ZM2 115V114H1ZM17 117H18V115H17ZM263 117H264V115H263ZM16 118V117H15ZM143 118V117H142ZM141 118V119H142ZM145 118V117H144ZM150 118V116L148 117V119ZM186 118H188V116L186 117ZM203 118V117H202ZM256 118V117H255ZM258 118H260V120H261V118L262 117H258ZM1 120H2V118H1ZM8 120V119H7ZM143 120V119H142ZM145 120V119H144ZM184 120V119H183ZM236 120V119H235ZM38 121H40V119H38ZM156 121H158V120H156ZM256 121H257V119H256ZM143 122H146V121H142V123ZM179 122V124L178 123H176L177 125H180L181 123L183 124L182 125V128H183V126H184V122L181 120V121H178ZM196 122H197V120H196ZM3 123V122H2ZM17 123V122H16ZM256 124V123H255ZM264 125V124H263ZM16 126H18V125H16ZM50 128H53V127H55V125L53 126V125H48ZM171 126V125H170ZM258 126V125H257ZM27 127V126H26ZM36 127V126H35ZM30 128H31V126H30ZM258 128H259V126H258ZM28 129H29V127H28ZM35 129V128H34ZM79 129V128H78ZM260 129H262L263 130V127L262 126H260ZM185 130H187V128H185ZM190 130V129H189ZM27 131V130H26ZM31 131V130H30ZM41 128L38 126V128L36 129V131H35V133H36V135L38 136V137H41L42 138V134H41ZM220 131V130H219ZM218 131V132H219ZM241 131V132H242ZM110 132V131H109ZM167 132V131H166ZM218 132H215L214 133V135H216ZM221 132V131H220ZM252 132V131H251ZM253 132H254V129H253ZM78 133V132H77ZM123 133H126V132H122V134ZM138 133H139V131H138ZM162 133H165L164 131H162ZM174 133V132H173ZM264 133V132H263ZM7 134V133H6ZM177 134V133H176ZM220 134V133H219ZM252 134V133H251ZM255 134H257V133H255ZM260 134V133H259ZM2 135V134H1ZM8 135V134H7ZM15 135V134H14ZM13 135V136H14ZM121 135V134H120ZM123 135H125V134H123ZM165 135V134H164ZM220 135H222V134H220ZM250 135V134H249ZM253 135V134H252ZM261 135V134H260ZM264 135V134H263ZM9 136V135H8ZM12 136V137H13ZM106 136V135H105ZM140 136V135H139ZM169 136V135H168ZM199 137H200V135H198ZM219 136V135H218ZM217 136V137H218ZM251 136V135H250ZM250 136H248V137H250ZM15 137V136H14ZM13 137V138H14ZM20 136H18V138H19ZM255 137V136H254ZM9 138H11V137H9ZM21 138V137H20ZM19 138V139H20ZM108 138V137H107ZM117 138V137H116ZM119 138H121V137H119ZM118 138V139H119ZM138 138V137H137ZM162 138H163V136H162ZM197 138V137H196ZM203 138V137H202ZM202 138H201V140H202ZM256 138H258L257 136H256ZM122 139H124V138H121V140ZM158 139V138H157ZM192 139V138H191ZM214 140H215V138H213ZM249 139V138H248ZM6 140V139H5ZM14 140V139H13ZM16 140H17V138H16ZM120 140V141H121ZM136 140V139H135ZM134 140V141H135ZM197 140V139H196ZM199 140V139H198ZM259 140V139H258ZM263 140V139H262ZM161 141V140H160ZM217 141V140H216ZM243 141V142H244ZM250 141H251V139H250ZM250 141H245V143H246V146H248V147H251V148H256L257 149V144H256V146L254 145V146H252L251 145V142ZM135 142H138L137 140L135 141ZM157 142H158V140H157ZM203 142V141H202ZM208 142V141H207ZM211 142V141H210ZM209 142V143H210ZM250 142V143H249ZM40 143H42V142H40ZM116 143V142H115ZM119 143H121V142H119ZM209 143H208V145H209ZM254 143V142H253ZM124 144V143H123ZM149 144V143H148ZM152 144H153V142H152ZM199 144V143H198ZM197 144V145H198ZM200 144H202L201 143V141H200ZM199 144V145H200ZM203 144H205V143H203ZM212 144V143H211ZM236 144V143H235ZM259 144V143H258ZM39 145V144H38ZM114 145V144H113ZM117 145V144H116ZM157 145V144H156ZM206 145H207V143H206ZM206 145H204V147L206 146ZM115 146V145H114ZM118 146V145H117ZM161 146V145H160ZM192 146V145H191ZM191 146H188V147H191ZM245 146V147H246ZM152 147H154L153 145H152ZM157 147V146H156ZM194 147H195V144H194ZM193 147V148H194ZM204 147H202V148H204ZM211 147V146H210ZM210 147H208V148H210ZM116 148V147H115ZM118 148V147H117ZM149 148H150V145H149ZM159 148V147H158ZM196 148H197V146H196ZM213 147H211V149H212ZM118 149H120L121 150V148H118ZM117 149V150H118ZM122 149H123V147H122ZM154 149V148H153ZM191 149V148H190ZM200 149V148H199ZM245 149V148H244ZM248 148H246V150H247ZM165 150V149H164ZM186 150V149H185ZM196 150V149H195ZM210 150V149H209ZM209 150H208V152H209ZM124 151V150H123ZM151 151V150H150ZM163 151V150H162ZM161 151V152H162ZM175 151V150H174ZM202 151V150H201ZM200 151V152H201ZM243 151H245V150H243ZM258 151H260V150H258ZM257 151V152H258ZM263 151H264V149H263ZM142 152V151H141ZM156 152H158L157 151V149H156ZM160 152V151H159ZM205 152H207V151H205ZM249 152H251L252 153V151H249ZM248 152V153H249ZM1 153V152H0ZM4 153V152H3ZM155 153V152H154ZM165 153H167V152H165ZM164 153V154H165ZM202 153V152H201ZM244 153V152H243ZM242 153V154H243ZM247 153V152H246ZM255 153H256V151H255ZM177 154V153H176ZM234 154V153H233ZM237 155L236 156H238L239 154L238 153H236ZM250 154V153H249ZM261 154H263V152L261 153ZM259 155V156H262V155ZM141 155V154H140ZM156 155V154H155ZM161 155H163V153L161 154ZM199 155H200V153H199ZM203 155V154H202ZM219 155V154H218ZM251 155V154H250ZM257 155V153L255 154V156ZM1 156V155H0ZM4 156V155H3ZM156 156H158V155H156ZM165 156V155H164ZM163 156V157H164ZM167 156H168V154H167ZM244 156V155H243ZM2 157V156H1ZM66 157V156H65ZM114 157V156H113ZM130 157V156H129ZM166 157V156H165ZM4 158V157H3ZM11 158H13V157H11ZM238 158V157H237ZM253 158H255V157H253ZM9 159V158H8ZM252 159V158H251ZM255 159H257V157L255 158ZM261 159V158H260ZM259 159V160H260ZM128 160H129V158H128ZM127 160V161H128ZM155 160H157V159H155ZM154 160V161H155ZM243 160V159H242ZM12 161V160H11ZM126 161V162H127ZM168 161V160H167ZM230 161V160H229ZM252 161V160H251ZM63 163L65 162L64 160L62 161ZM61 162V163H62ZM126 162H125V165H126ZM129 162V161H128ZM157 162L159 163V161L157 160ZM169 162V161H168ZM202 162H204V161H202ZM207 162V161H206ZM217 162V161H216ZM249 162H250V160H249ZM253 162V161H252ZM260 162V161H259ZM262 162L263 161H261V164H262ZM14 163V162H13ZM164 163V162H163ZM214 163V162H213ZM221 163V162H220ZM236 163H237V161H236ZM239 163V162H238ZM16 164V163H15ZM31 164V163H30ZM177 164H179V163H177ZM181 164V163H180ZM179 164V165H180ZM206 164V163H205ZM217 164V163H216ZM216 164H214L215 166H216ZM231 164V163H230ZM249 164V163H248ZM251 164V163H250ZM28 165V164H27ZM26 165V166H27ZM135 165V164H134ZM213 165V166H214ZM238 165V164H237ZM239 165H241V164H239ZM243 165V164H242ZM241 165V166H242ZM253 166L252 167H254V164H252ZM30 166V165H29ZM33 166H34V163H33ZM33 166H32V168H33ZM36 166V165H35ZM34 166V167H35ZM60 166V165H59ZM220 166H221V164H220ZM245 165H243V167H244ZM247 166V165H246ZM245 166V167H246ZM250 166V165H249ZM16 167H18V166H15L14 168L16 169ZM61 167H66V166H61ZM128 167H129V165H128ZM179 167V166H178ZM190 167V166H189ZM252 167H251V170H252ZM27 168H28V166H27ZM58 168H60V167H58ZM137 168V167H136ZM188 168V167H187ZM213 168V167H212ZM218 168H219V166H218ZM22 169V170H21ZM20 170L21 171H23V169H25V168H21ZM29 169V168H28ZM141 169V168H140ZM214 169V168H213ZM235 169H238V168H235ZM243 169V168H242ZM247 169V168H246ZM248 169L250 170V168L248 167ZM26 170V169H25ZM36 170V169H35ZM112 170V169H111ZM135 170H137V169H135ZM134 170V171H135ZM139 170V169H138ZM137 170V171H138ZM245 170V169H244ZM248 170V171H249ZM250 170V171H251ZM16 171H17V169H16ZM30 171H31V169H30ZM29 171V172H30ZM58 171V170H57ZM140 171V170H139ZM230 171V170H229ZM237 171V170H236ZM253 171V170H252ZM257 171V170H256ZM18 172V171H17ZM27 172V171H26ZM28 172V173H29ZM61 172V171H60ZM59 172V173H60ZM110 172V170L108 171V173ZM145 172V171H144ZM231 172V171H230ZM254 172V171H253ZM261 172V171H260ZM19 173V172H18ZM24 173V172H23ZM59 173H57V175L59 174ZM234 173V172H233ZM237 173H239V172H237ZM236 173V174H237ZM241 173H243V172H241ZM247 173V172H246ZM259 172L257 171L256 173H254L255 175L256 174H258ZM17 174V173H16ZM110 174V173H109ZM111 174H112V171H111ZM154 174H156V173H154ZM216 174H218V173H216ZM253 174V175H254ZM56 175V176H57ZM60 175H61V173H60ZM102 175H103V173H102ZM137 175V174H136ZM214 175V174H213ZM226 175V174H225ZM238 175V174H237ZM241 175V174H240ZM243 175V177H244V174H242ZM260 175V174H259ZM62 176H63V174H62ZM108 176H111V175H108ZM112 176H116V174L115 175H112ZM154 176V175H153ZM152 176V177H153ZM156 176H160V175H156ZM232 176V175H231ZM257 176V175H256ZM64 177V176H63ZM62 177V178H63ZM66 177V176H65ZM69 177V176H68ZM117 177V176H116ZM193 177V176H192ZM195 177V176H194ZM223 177V176H222ZM235 177H237V176H235ZM241 176H238V178H240ZM56 178V177H55ZM105 178V177H104ZM119 178V177H118ZM180 178V177H179ZM182 178V177H181ZM237 178V179H238ZM247 178V177H246ZM261 178V177H260ZM259 178V179H260ZM263 178V177H262ZM261 178V180H263ZM38 179H39V177L38 176H36V175H34V174H22L21 176H20V182H21V184H22V186H23V188L25 189L26 188V186H27V183H28V186H29V188H31L33 191H35L36 192V190L37 189H39V187H42V185H41V183H39V181H38ZM60 180L61 181V179L60 178H57V180ZM93 179V178H92ZM106 179H107V177H106ZM113 179V178H112ZM231 179V178H230ZM234 179V178H233ZM236 179V178H235ZM250 179V178H249ZM258 179V180H259ZM40 181H42L41 179H39ZM65 180H68V179H65ZM65 180L63 179V181L65 182ZM89 180V179H88ZM98 180H100V179H98ZM157 180V179H156ZM159 180V179H158ZM209 180V179H208ZM232 180V179H231ZM75 181V180H74ZM91 181V180H90ZM104 181H105V179H104ZM107 181H109V180H107ZM110 181H112V180H110ZM114 181V180H113ZM112 181V182H113ZM115 181H117V180H115ZM114 181V182H115ZM191 181V180H190ZM212 181V180H211ZM45 182V181H44ZM57 182V181H56ZM63 182V183H64ZM118 182V181H117ZM213 182H214V180H213ZM218 182V181H217ZM249 182V181H248ZM251 182V181H250ZM263 182V181H262ZM61 183V182H60ZM66 183V182H65ZM68 183H70V182H68ZM92 183V182H91ZM105 183V182H104ZM106 183H108V182H106ZM120 183V182H119ZM143 183V182H142ZM20 184V183H19ZM72 184V183H71ZM85 184V183H84ZM89 184V183H88ZM100 184V183H99ZM213 184V183H212ZM219 184V183H218ZM222 184V183H221ZM225 184V183H224ZM230 184V183H229ZM254 184V183H253ZM259 184V183H258ZM61 185H63V184H61ZM60 185V186H61ZM65 185V184H64ZM68 185V184H67ZM66 185V186H67ZM156 185V184H155ZM160 185H161V183H160ZM217 185V184H216ZM226 185H228V184H226ZM238 185V184H237ZM261 185V184H260ZM21 186V185H20ZM19 186V187H20ZM59 186V187H60ZM73 186H74V183H73ZM76 186V185H75ZM74 186V187H75ZM86 186V185H85ZM95 186V185H94ZM149 186V185H148ZM202 186V185H201ZM214 186V185H213ZM230 186V185H229ZM261 186H263V185H261ZM50 187V186H49ZM57 187V186H56ZM62 187V186H61ZM64 187V186H63ZM87 187H88V185H87ZM86 187V188H87ZM206 187V186H205ZM204 187V188H205ZM237 187V186H236ZM66 188V187H65ZM82 188H84V187H82ZM85 188V189H86ZM90 188V187H89ZM92 188V187H91ZM202 188H203V186H202ZM230 188V187H229ZM232 188H233V186H232ZM246 188V187H245ZM257 188V187H256ZM262 188V187H261ZM27 189V188H26ZM40 189H44V188H40ZM39 189V190H40ZM49 189V188H48ZM54 189V188H53ZM95 189V188H94ZM156 189V188H155ZM168 189V188H167ZM249 189V188H248ZM253 189V188H252ZM252 189H249V191L250 192H252ZM263 189H264V186H263ZM18 190V189H17ZM30 190V189H29ZM50 190V189H49ZM52 190V189H51ZM63 190H65L64 188H63ZM161 190V189H160ZM255 190V189H254ZM62 191V190H61ZM92 190L90 189V192H91ZM94 191L95 190H93L92 192V194L90 195V198L92 199V200H90V203H91V205H95V208H93L92 206V208L96 211V212H98V211H100L101 213H103L104 215H106V218L108 219V221H109V223L112 221L111 220V218L113 219V213H112V210L111 209H109V208H107L106 207V205L104 204V202H103V200L100 198V196L95 192V194H94ZM102 191V190H101ZM167 191V190H166ZM172 191V190H171ZM203 191V190H202ZM219 191V190H218ZM234 191V190H233ZM256 191V190H255ZM254 191V192H255ZM258 191V190H257ZM259 191H260V189H259ZM63 192V191H62ZM88 192H89V189H88ZM88 192H87V194H88ZM159 192V191H158ZM215 192V191H214ZM235 192V191H234ZM238 192H241L240 191V189H239V191ZM253 192V196H255V197H252V198H254V204H253V212H257V211H259V212H257V214L255 215V218H254V222L251 224V225H249L250 226V235H251V237H253V236H255L256 237V239L259 241V232H260V227H259V225L261 224V223H264V210H262L261 209V211L260 210H258V209H260V208H258V207H256V206H263V205H261L262 203H260V205H259V201H258V199H261V200H264V197H262L261 195H260V193H258V194H255ZM37 193H38V191H37ZM37 193H35V194H37ZM40 193H41V191H40ZM40 193H38V194H40ZM46 192L44 191V193L43 194H45ZM62 194V193H61ZM84 194H86V193H84ZM86 194V195H87ZM108 194V193H107ZM122 194V193H121ZM173 194V193H172ZM172 194H170V195H172ZM218 194V193H217ZM60 195V194H59ZM63 195V194H62ZM61 195V196H62ZM225 195V194H224ZM39 196V195H38ZM88 196V195H87ZM183 196V195H182ZM252 196V195H251ZM56 197V196H55ZM63 197H66L65 195H63ZM71 197H73V195L71 196ZM159 197V196H158ZM163 197V196H162ZM169 197H172V196H169ZM222 197H223V195H222ZM121 198V197H120ZM165 198H166V196H165ZM174 198V197H173ZM177 198V197H176ZM179 198V197H178ZM183 198V197H182ZM224 198V197H223ZM67 199V198H66ZM88 199V197L86 198V200ZM181 199V198H180ZM213 199V198H212ZM216 199V198H215ZM214 199V200H215ZM231 199V198H230ZM234 199V198H233ZM237 199H238V197H237ZM165 200H167V199H165ZM171 200V199H170ZM187 200V199H186ZM195 200V199H194ZM220 200V199H219ZM232 200V199H231ZM240 200V199H239ZM253 200V199H252ZM63 201V199H60V201L59 202H62ZM175 201V200H174ZM221 201V200H220ZM219 201V202H220ZM237 201V200H236ZM84 202H85V200H84ZM89 202V201H88ZM155 202V201H154ZM167 202V201H166ZM178 202V201H177ZM185 202V201H184ZM183 202V203H184ZM193 202V201H192ZM222 202H223V204L224 205H226V203H224V201L222 200ZM235 202V201H234ZM172 203V202H171ZM213 203L214 202H212V204L211 205H213ZM241 203H242V201H241ZM17 204V203H16ZM65 204H67V202L65 201ZM81 204V203H80ZM159 204V203H158ZM169 204V203H168ZM177 204H179V203H177ZM194 204H196V203H194ZM209 204H210V202H209ZM222 204V203H221ZM221 204H219V205H221ZM222 204V205H223ZM231 204V203H230ZM13 205H15V204H13ZM37 205V204H36ZM39 205V204H38ZM49 205H51V204H49ZM69 205V204H68ZM172 205V204H171ZM188 205H189V203H188ZM187 205V206H188ZM215 205V204H214ZM228 205V204H227ZM234 205V204H233ZM233 205H232V207H233ZM3 206V205H2ZM16 206V205H15ZM58 206V205H57ZM168 206V205H167ZM175 206V205H174ZM210 206V205H209ZM237 206V205H236ZM39 207V206H38ZM41 207V206H40ZM49 207V206H48ZM69 207V206H68ZM74 207H76V204H73V205H71L69 208L71 209V210H73V209H75ZM169 207V206H168ZM180 207H182V206H180ZM184 207H185V205H184ZM226 207V206H225ZM232 207H231V211H232ZM16 208V207H15ZM59 208V207H58ZM172 208V207H171ZM174 208V207H173ZM175 208H176V206H175ZM233 208H235V206L233 207ZM258 208V209H257ZM262 208V207H261ZM17 209V208H16ZM29 209V208H28ZM132 209V208H131ZM166 209V208H165ZM211 209V208H210ZM218 209H220V208H218ZM217 209V210H218ZM230 209V208H229ZM2 210V209H1ZM98 210V211H97ZM207 210V209H206ZM206 210H204V212L206 211ZM212 210H215V209H213L212 208ZM234 210V209H233ZM236 210V209H235ZM234 210V211H235ZM26 211V210H25ZM59 211V210H58ZM136 212H137V215H138V210H135ZM134 211V212H135ZM142 211H143V209H142ZM167 211V210H166ZM219 212V214L221 215V216H224L225 217V219L224 220H226L225 222H230V223H232V221L234 220L233 218H235V216L233 217L232 216V214H230V212L228 211V213L227 212H225L224 210H222V209H220V210H218ZM37 212V211H36ZM62 212V211H61ZM158 212H160V211H158ZM171 212V211H170ZM169 211H167V212H161V213H156V212H154V211H151L149 214H144V217H143V219H144V221L145 222H151L152 224H154L155 225V227H157L160 231V233L163 235V234H165L166 236H167V238H169L170 237V239L172 238V236H171V234H169L168 235V233H167V231L165 230V227L167 226V225H172L173 224V222H174V220H176V219H173V216H174V213L173 214H171ZM173 212H174V210H173ZM207 212H208V210H207ZM212 212V211H211ZM211 212H210V214H211ZM216 212V211H215ZM236 212V211H235ZM234 212V213H235ZM238 212V211H237ZM255 212V213H256ZM20 213V212H19ZM49 213V212H48ZM52 213V212H51ZM57 215L59 214V212L57 213V212H55ZM99 213V212H98ZM143 213H145L144 211H143ZM252 213V212H251ZM68 214V213H67ZM108 214H110V215H108ZM202 214V213H201ZM213 214V213H212ZM211 214V215H212ZM249 214V213H248ZM99 215V214H98ZM136 215V214H135ZM25 217H27V215H24ZM59 216V215H58ZM100 216V215H99ZM184 216V215H183ZM182 216V217H183ZM201 216V215H200ZM248 216V215H247ZM21 218H22V215L20 216ZM29 217V216H28ZM67 217V216H66ZM85 217H88V216H85ZM177 217V216H176ZM179 217V216H178ZM212 217V216H211ZM211 217H209L210 219H211ZM233 217V218H232ZM61 218V217H60ZM189 218H191L190 216H189ZM208 218V219H209ZM218 218V217H217ZM243 218V217H242ZM248 218V217H247ZM27 219V218H26ZM99 219V218H98ZM222 219V220H223ZM21 220H23V219H21ZM51 220H53V221H56V222H58L60 225H61V221H63L62 219H61V221L59 220V219H53V218H51ZM88 220H90V219H88ZM218 220V219H217ZM26 222L27 220H23V222ZM91 221V220H90ZM104 221V220H103ZM103 221L101 220V223L104 225V223H103ZM184 221H185V219H184ZM188 221V220H187ZM200 221V220H199ZM220 221V220H219ZM244 221V220H243ZM245 221H247V220H245ZM33 222V221H32ZM192 222V221H191ZM194 222V221H193ZM218 222V221H217ZM30 223V222H29ZM39 223V222H38ZM77 223V222H76ZM108 223V222H107ZM185 223V222H184ZM195 223V222H194ZM223 223V222H222ZM229 223V224H230ZM244 223V222H243ZM246 223V222H245ZM37 224V223H36ZM91 224V223H90ZM119 224V223H118ZM186 224H187V222H186ZM198 224V223H197ZM209 224H211V223H209ZM224 224V223H223ZM222 224V226L224 227V225ZM233 224H234V221H233ZM192 225V224H191ZM195 225V224H194ZM219 225V224H218ZM235 225V224H234ZM243 225V224H242ZM241 225V226H242ZM246 225V224H245ZM105 226V225H104ZM153 226V225H152ZM197 226V225H196ZM205 226V225H204ZM244 226V225H243ZM92 227H94V226H92ZM92 227H90L89 226V228H91V229H93V231H89V232H86L87 233V235H86V233H85V236H90L91 238H93L94 236H95V233H94V231H96L97 232V229L94 227V228H92ZM188 227V226H187ZM233 227V226H232ZM245 227V226H244ZM68 228V227H67ZM113 228V227H112ZM183 228V227H182ZM189 228V227H188ZM202 228V227H201ZM228 228V227H227ZM249 229V227L247 226L246 228H244V229ZM168 229H170V228H168ZM199 229H200V227H199ZM224 229V228H223ZM231 228H229V230H230ZM247 229V230H248ZM25 230V229H24ZM40 230V228H35L34 230H30V234H32V235H34V236H37V237H40V238H46V237H44V236H41V234L43 233V232H37V231H39ZM68 230V229H67ZM66 230V231H67ZM113 230V229H112ZM171 230L173 231L174 229H172L171 228ZM240 230H241V228H240ZM60 231H63V227H62V229H59V228H57V229H55L54 228V232H56V240H55V242H52L51 243V241L48 239L47 240V243H49V249H51V251H52V253L55 255V259H53V257H52V255H50V261L52 262L51 264H88L87 263V257H88V252H87V248H86V250H85V245L86 244H89L91 241L89 240V239H83V241H82V243H80V246L78 247V253H77V255H78V258L76 259V260H74V258H76V256H73V253H71V252H69L68 251V240H67V237L65 238V237H63L62 236V238H61V236H60ZM83 231H85V230H83ZM171 231V232H172ZM192 231V230H191ZM241 232V231H240ZM246 232V231H245ZM23 233V232H22ZM69 233V235L71 234L70 232H68ZM117 233V232H116ZM179 233V232H178ZM207 233V232H206ZM243 233V232H242ZM241 233V234H242ZM53 234V233H52ZM160 234V235H161ZM177 234V233H176ZM230 234V233H229ZM245 234H247V233H245ZM245 234L243 233V235H242V237H239V239L238 240H244V239H247L246 237H245ZM249 234V233H248ZM82 235V234H81ZM173 235V234H172ZM206 235V234H205ZM238 235H240V234H238ZM52 236V235H51ZM127 240H132V242H134V245L136 246V248H137V250H138V253H139V255L137 254V256H142V258L144 257V259L145 260H147V261H149L150 262V264H161L160 263V259H157V253L155 252V249L153 250L151 247H150V245L149 244H147V243H145V242H143L141 239H139L137 236H135L134 234H131V233H127ZM166 236H163V237H166ZM183 236V235H182ZM207 236V235H206ZM210 236V235H209ZM230 235H228V234H226V233H223V239L221 240V242H222V244H223V246H222V249L223 250H229V248L231 249V247H232V245L230 244V237H229ZM249 236V235H248ZM78 237V236H77ZM208 237V236H207ZM250 237V236H249ZM206 238V237H205ZM47 239V238H46ZM116 239V238H115ZM169 239V240H170ZM116 240H118V239H116ZM180 240V239H179ZM75 241V240H74ZM171 241H172V239H171ZM206 241V240H205ZM43 242V241H42ZM76 242H78V241H76ZM166 242V241H165ZM180 242H182V243H179L178 241H176V242H174L173 241V244H172V246H171V250H170V255L172 254V255H175L176 256V262H175V260H174V258L173 259H170V260H172L175 264H178L179 262H181V260L180 259H183L182 258V255H185L186 253L183 251L184 250V247H186V244L184 243V241L183 240H181ZM22 243V242H21ZM28 243V242H27ZM45 243V242H44ZM171 243V242H170ZM178 243V244H177ZM102 244V243H101ZM204 244V243H203ZM206 244V243H205ZM88 246V245H87ZM101 246V245H100ZM252 246V247H251ZM251 246H249L248 247V249L251 247V250L250 251H244L243 253H240L239 255H237L236 257H235V259H234V261H233V263L232 264H261V261H264V251H262V249H264V242H260V243H257L256 244V242H255V244L253 243V244H251ZM3 247V246H2ZM219 247V246H218ZM6 248V247H5ZM116 248L117 247H114V249H115V251H116ZM136 248H135V250H136ZM220 248V247H219ZM187 249V248H186ZM221 249V248H220ZM136 250V251H137ZM9 251V250H8ZM30 251V250H29ZM46 251V250H45ZM76 251V250H75ZM218 251V250H217ZM230 251V250H229ZM11 252L12 253H14V250H11ZM47 252V251H46ZM196 252V251H195ZM198 252V251H197ZM11 253V254H12ZM104 253V252H103ZM204 253V252H203ZM40 254V253H39ZM191 254V253H190ZM31 255V254H30ZM43 255V254H42ZM104 255V254H103ZM170 255H168V256H170ZM198 256H200L199 254H197ZM203 255V254H202ZM136 256V257H137ZM174 256V257H175ZM189 256V255H188ZM9 257V255L7 254V260H10V264H22V260L23 259H20V258H18V256L16 255V259H14V257H13V259H10V258H8ZM186 257V256H185ZM202 257V256H201ZM201 257H199V258H201ZM207 257V256H206ZM208 257H209V255H208ZM217 257V256H216ZM123 258H124V256H123V253H121V251H120V249L118 250V252L116 251V261L114 262V263H112V264H122V261H123ZM141 258V259H142ZM160 258V257H159ZM188 258V257H187ZM191 258V257H190ZM18 259H20V262L18 261ZM196 259V258H195ZM3 260H4V257L3 256H1L0 257V264H3ZM197 260V259H196ZM201 260V259H200ZM216 260H218V259H216L215 258V256H211L210 258H203V263L202 264H221L220 262H217ZM177 261H179V262H177ZM139 262V261H138ZM142 262V261H141ZM173 263V264H174ZM31 264H42L41 262H33V263H31ZM46 264H48V263H46ZM144 264V263H143ZM180 264H188V262L187 263H185V262H183V263H180ZM195 264V263H194ZM222 264H224V263H222Z\"/></svg>",
	"mask_w": 264,
	"mask_h": 264
}]
</instances>
